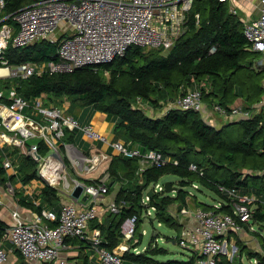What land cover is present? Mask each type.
Returning <instances> with one entry per match:
<instances>
[{"label": "built area", "instance_id": "built-area-1", "mask_svg": "<svg viewBox=\"0 0 264 264\" xmlns=\"http://www.w3.org/2000/svg\"><path fill=\"white\" fill-rule=\"evenodd\" d=\"M194 1L31 0L29 5L15 12V25L4 22L0 27V78L27 79L33 75H58L83 67H98L124 56L133 46L170 50L187 30ZM221 1L231 2L230 10L237 14L235 4L238 0ZM4 5L5 1L0 0V7ZM260 6L256 18L243 22L249 48L263 56L257 66H264V0H260ZM195 17L198 23L200 15ZM39 40L57 43L56 59L10 64L6 56L10 43L23 47ZM215 51L216 47L212 46L210 53ZM44 97L45 94L36 98L33 106L18 92L8 95L5 90H0V150L4 167L16 172L19 166L18 160L4 150L6 147L15 149L20 157H32L38 163V178L45 185L54 187L61 198L58 210L44 208L41 212H32L29 219H24L17 210L12 212L13 224L3 229L0 226V264L8 263L6 242L29 263L67 264L65 252L69 239H80L92 248L94 264H125V251L139 252L129 242L136 235L140 217L134 213L121 223L123 252L108 249L103 245L102 230L91 228L92 222L102 221L108 211L118 214L125 202L111 200L104 208L111 187L108 169L97 177L85 179V176L96 172L103 162L110 161L112 151L119 156L139 158L137 174L141 177L148 168H160L169 163L179 165V160L159 150L142 152L138 144L110 138L91 123L81 124L63 107L46 106ZM254 107L263 109L264 97ZM171 108L199 111L208 123H212L216 115L226 122L252 116L243 106L226 109L219 104L208 105L200 87L170 101L165 113ZM27 109L31 113L28 114ZM74 130L91 143L89 152L65 140L66 131ZM41 142L48 149L44 154L41 153ZM189 169L201 175L204 173V169L195 163H191ZM151 186L156 193L165 191V184L160 181ZM217 186L228 200L217 201L212 209L184 206L177 207L173 213L183 223L176 242L184 249L199 252L192 264H218L220 254L230 255L231 248H236V235L245 234L248 228L254 230L256 208L251 206L256 201L254 196L225 185ZM77 187H82L79 197L74 196ZM190 187L198 189L200 183L194 182ZM188 190V195L194 196L192 190ZM147 199L142 200L144 210H149L148 213L153 210L157 214V207L149 204L150 197ZM224 205H229L231 212L219 211ZM44 220L53 222V226Z\"/></svg>", "mask_w": 264, "mask_h": 264}, {"label": "trees", "instance_id": "trees-1", "mask_svg": "<svg viewBox=\"0 0 264 264\" xmlns=\"http://www.w3.org/2000/svg\"><path fill=\"white\" fill-rule=\"evenodd\" d=\"M4 1V7H0V20L3 19L0 27L4 22L15 25V12L31 3V0ZM196 14L200 15L198 23ZM212 46L216 47L214 53H210ZM144 49L133 46L124 56L98 67L14 79L17 92L31 103L44 94L57 98L69 96L72 109L77 105L93 106L107 113L115 122V139L138 144L142 152L159 150L179 160V165L169 163L160 168H148L142 176L143 184L130 190V184L138 178L139 158L112 155L108 168L111 180L127 181L129 184L127 187L122 185L116 199L117 202H125L121 211L118 214L109 212L103 222H92V228L102 230L103 245L110 250L118 246L122 239V221L134 213L139 215L145 209L141 205L144 190L168 174L181 178L176 195L155 194L150 198V205L158 209L157 217L161 223L180 230L181 224L170 214L169 206L173 203L178 209L187 206L189 190L186 187L197 182L218 193L224 200L227 196L219 191L218 184L239 189L243 194L254 192L258 200L254 220L263 224V112L216 127L193 109L171 108L162 116H150L139 105L140 101H144L154 109L163 108L164 104L178 96L200 87L204 101L210 106L219 104L230 109L238 99H242L243 108L253 110L264 95V66L256 65L259 53L249 48L244 35V22L239 14L231 12L229 2L195 0L189 13L187 30L170 50L162 52L163 49L151 48L145 52ZM56 52V42L39 40L23 47L10 43L6 56L10 64L16 65L53 60L56 59ZM65 140L76 142L81 137L75 130L66 131ZM40 145L41 153H46L47 147L42 142ZM2 160L0 150V183L10 178ZM191 163L202 167L203 175L190 170ZM17 171L23 183H28L37 178V162L28 155H21ZM59 199L57 190L45 185L40 192L41 202L38 205L30 199H22V202L41 212L47 206L58 210ZM194 199L198 203V199ZM197 205L204 209L214 207L201 202ZM219 211L231 212V208L224 205ZM49 222L53 226V222ZM140 222L139 219L136 232L140 231ZM0 226L3 229L7 225L0 221ZM238 244L241 245L240 242ZM241 250L247 249L241 245ZM247 253L251 259H264L255 252ZM166 254L165 249L146 250L141 254L128 251L124 258L129 263H124L192 264L195 260V256L189 261L157 259L156 255ZM219 258L218 264H231L226 255L220 254Z\"/></svg>", "mask_w": 264, "mask_h": 264}, {"label": "crops", "instance_id": "crops-1", "mask_svg": "<svg viewBox=\"0 0 264 264\" xmlns=\"http://www.w3.org/2000/svg\"><path fill=\"white\" fill-rule=\"evenodd\" d=\"M235 5L237 8V14H239L242 21L256 18L259 15L260 10H261L260 9L261 8L260 0H238ZM0 80H2V78H0ZM0 90H2V89H0ZM8 91H10V90L6 91V94H8V95H10L11 93L14 92V91H12V92H8ZM45 95H47V94H45ZM46 104H47V102H46ZM53 104L54 103H51L50 105L47 104V106H52ZM70 105H71V102H69L68 104H63L61 107L64 108L66 113L73 114L81 124L91 123L94 125V127L98 131L105 133L110 138H114L115 122L113 120H111L110 117H108L107 113L102 112L100 110H96V109H94L93 106L77 105L76 107H74L72 109V108H70ZM235 105L236 106H243V101L241 99H238L236 101V103H234L233 106H235ZM26 111L28 112V114L31 113L29 111V109H27ZM250 111H252V110H250ZM253 111H256L257 113H260V112L264 113V108L263 109H253ZM225 123H228V122H225L220 117L214 116L212 118L211 124L216 126V127H221ZM79 136L81 137V140H77L74 143H76L82 150L89 152L90 147H91V143L86 141L83 138V136L81 135V133H79ZM93 145L100 146L103 149L106 148L105 145H102L100 143H94ZM6 150H7V153H9V155L14 156V158L18 160V163H20L21 157H18L17 155H15V154H17L15 149H12V147H6ZM109 151H111V149H109ZM112 153H113V155H116L115 152L112 151ZM110 162H111V159H110V161H108V165L106 166L105 169L109 168ZM37 168H38V163H37ZM6 171H7V175L10 178H8L4 183H0V221L8 226L10 224H13L12 212L14 210H17L24 219L31 218L32 212H36V211H34L33 209L24 205V203L22 202V199L33 200V201H35L36 205H38L41 202L40 192L43 189V187L45 186V184L42 182V180H40L38 178V175H37V178L32 179L30 182L23 183L17 169H16V172L13 171L12 169H6ZM136 174H137V171H136ZM138 178L141 179L142 177L138 175ZM125 182L126 181H115L114 182L111 180L110 191L107 194V196L110 197L109 202L111 200L117 199L119 191H120L122 185L125 184ZM171 184L174 187V184L172 182H171ZM178 188H179V184H178ZM177 189L172 191L174 193V196L176 195ZM186 189H188V188H186ZM241 193H243V192H241ZM248 194L251 196H254V198L256 199V202L258 201L256 194L254 192H250ZM194 197L197 198V195L194 194L193 198ZM59 198H60V196H59ZM187 198H190V196L188 195ZM106 201L107 200L105 198L104 202L109 203ZM200 202L201 201L198 200V203H200ZM198 203L194 202V204L191 205L190 201L187 199V206H185V207H189L190 209H194V208L200 207L197 205ZM201 203H203V202H201ZM60 205H61V198L59 199V206H58L59 208H60ZM45 208L48 209L50 207L47 206ZM254 208H257V206ZM107 215L108 214H104V216L102 217L103 218L102 221H99V222H103L104 219L107 217ZM44 222L48 224L49 221L44 220ZM49 223H51V222H49ZM179 223L181 224V227H180V232H181L183 223L182 222H179ZM143 233H144V231H143ZM176 239L177 238L173 239L172 241L175 243ZM67 244L68 245H67V249L65 252L67 264H94L93 259L91 258L92 254H93V250L87 244H85L84 241H82L80 239H69L67 241ZM119 244H118V246H119ZM5 246L9 250V259H8L7 264H32V263L27 262L26 259L23 257V255L17 249H15L12 246V244L6 242ZM118 246L116 248H118ZM135 247H137V246H135ZM146 249L147 248L145 247L144 250H142V251H145ZM131 251L136 253V254H141V250H138L139 252H135V250H131ZM191 251H192V254L189 257L188 261L193 256H195V260L199 256V252L194 251V250H191ZM157 259H159V258H157ZM159 260H164V259H159ZM195 260H194V262H195ZM34 264H42V263L37 262Z\"/></svg>", "mask_w": 264, "mask_h": 264}, {"label": "rangeland", "instance_id": "rangeland-1", "mask_svg": "<svg viewBox=\"0 0 264 264\" xmlns=\"http://www.w3.org/2000/svg\"><path fill=\"white\" fill-rule=\"evenodd\" d=\"M231 4L232 3L229 2L230 6H231ZM150 50H151V48L144 49L145 52H148ZM162 52H165L164 49ZM261 60H263V56L259 55L258 59L256 60V65ZM106 74H109V72H106ZM263 80H264V76L262 78V85L264 86ZM0 89L5 90V92L7 90H10L8 92H12V91L17 92L16 84L14 82V78H12V77L2 78V80H0ZM263 97H264V95L262 96V98ZM42 100L45 102L46 106H47V104L50 105L51 103H54L53 105H58L59 107H61L63 104H68L69 102H71V98L69 96L57 98V97H54L53 95H48V94L45 95V97ZM46 102H47V104H46ZM32 103L34 106L36 104V101H33ZM243 104H244V102H243ZM139 105L142 108H144V110L150 116H162L165 113V110L167 109L168 103L164 104L163 108H159V109H154L153 107H150V105L144 101H140ZM29 109L32 110V107H30ZM251 114H252V116H254L255 114H257V112L252 110ZM51 152L52 151H50V153ZM15 155L20 157L18 154H15ZM2 162H3V160H2ZM107 165H108V161L103 162L96 172H93L91 174H87L85 176V179L99 176L105 170ZM180 179L181 178L176 174H168V175L163 176L161 178L160 182H162L164 184L166 182H172L174 184V187H178ZM128 184L129 183H127V181H126L125 187H127ZM142 184H143L142 178L141 179L140 178L134 179V183L130 184L129 189L130 190H132L133 188L135 189L136 185H142ZM186 188L191 189L193 194L197 195V198L199 201L206 203L208 205H213L217 201L223 200V198L220 197V195L218 193H216L212 190H209L207 187H204L202 185H200V187L198 188L199 190L196 188H191L190 186H188ZM151 189L153 190V193H154L153 195L159 194L162 196H166V195L170 194V195L174 196L173 192L167 193L166 190L165 191H159L156 193V191L150 185L147 187L146 190H144L142 200L144 198H145V200H148L147 197H150V198L152 197V195H148V191ZM187 199L190 201L191 205L194 204L195 199L193 198V196H191L190 198H187ZM106 200H107L106 202H109L110 197L106 196ZM142 200H141V205H143ZM256 203H257L256 201L252 202L251 206L256 207L257 206ZM149 204H150V201H149ZM107 205H108V203H105V202L103 203L104 208ZM176 211H177L176 204H174V203L171 204L169 206L170 214L173 215V213H175ZM148 212H149V210H146V211L142 210L139 213L140 221H141L140 222V224H141L140 225V231L136 232L135 237L131 240V242H129L130 245L132 244L133 246H137V249L141 250V253H144L146 250L165 249L167 251L166 255H156L157 258H159V259L188 261L189 257L192 254V251L188 250V249H184L178 244V242L174 243L172 241L173 239L177 238L180 235V230H178L177 228L171 227V226L167 225L166 223L158 224L160 221L157 217V214H155L153 210H151L150 213H148ZM157 212H158V210H157ZM108 213H109V211L106 212L105 214H108ZM154 215H156V217ZM251 226H253V225H251ZM261 226H263V227H261ZM253 227H254V230L251 228H248L245 234L235 236L234 246H236V248H234V247L231 248L230 255L225 254L227 256V258L229 259V261L231 262V264H264V259L259 258V257L255 258V259L254 258L251 259V257L247 253V251L255 252L259 256L264 257V223L259 224L255 221ZM260 227L263 229H260ZM143 231H146V232L143 233ZM239 242L242 246L243 245L245 246V249H247L246 251L241 250V245L238 244ZM122 246H123V242L121 239L118 248H116L114 250L122 253L123 252ZM145 247L147 249L145 251H142V250H144ZM126 252L127 251H125L123 254H125ZM123 261L125 263H129V260L127 258H123ZM131 264H134V263H131Z\"/></svg>", "mask_w": 264, "mask_h": 264}, {"label": "water", "instance_id": "water-1", "mask_svg": "<svg viewBox=\"0 0 264 264\" xmlns=\"http://www.w3.org/2000/svg\"><path fill=\"white\" fill-rule=\"evenodd\" d=\"M236 122H237V120L230 121L229 123L233 124V123H236ZM177 188L178 187H173L171 182H166L165 183V190H166L167 193H170V192L176 190ZM81 193H82V187H77L76 190L74 191V196L79 197ZM153 194L154 193H153L152 189L148 191V195H152L153 196ZM84 199H86V196H84Z\"/></svg>", "mask_w": 264, "mask_h": 264}, {"label": "bare ground", "instance_id": "bare-ground-1", "mask_svg": "<svg viewBox=\"0 0 264 264\" xmlns=\"http://www.w3.org/2000/svg\"><path fill=\"white\" fill-rule=\"evenodd\" d=\"M4 71V70H3Z\"/></svg>", "mask_w": 264, "mask_h": 264}]
</instances>
